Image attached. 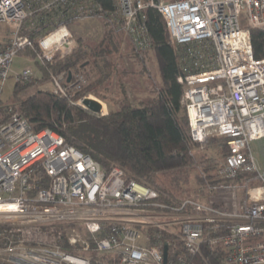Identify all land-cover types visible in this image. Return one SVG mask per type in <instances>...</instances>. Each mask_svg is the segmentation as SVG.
Wrapping results in <instances>:
<instances>
[{
  "label": "built area",
  "instance_id": "1",
  "mask_svg": "<svg viewBox=\"0 0 264 264\" xmlns=\"http://www.w3.org/2000/svg\"><path fill=\"white\" fill-rule=\"evenodd\" d=\"M149 9L162 16L177 52L190 137L200 149L210 136L224 138L228 153L217 174L239 178L206 190L242 187L239 208L195 195L176 201L118 166L106 171L9 108L0 123V264H166L164 243L167 256L179 244L174 264H187L200 253L206 223L218 232L210 243L227 251L223 264H264V146L263 165L251 149L264 139V58L254 56L249 36V28L264 29V0H0V99L9 76L36 75L30 67L11 69L23 51L52 65L76 49L74 22L101 16L135 52L148 51ZM49 75L63 96L86 83L66 71Z\"/></svg>",
  "mask_w": 264,
  "mask_h": 264
},
{
  "label": "trees",
  "instance_id": "2",
  "mask_svg": "<svg viewBox=\"0 0 264 264\" xmlns=\"http://www.w3.org/2000/svg\"><path fill=\"white\" fill-rule=\"evenodd\" d=\"M146 13L152 46L140 54L129 43V55L143 62L148 52L152 53L162 80L157 95L137 99L134 103L119 79L117 88L121 100L108 113L94 114L76 103L90 94L106 99V92L112 88L110 81L122 57L119 54V34L113 32L100 16L102 31L97 41L85 43L81 36H77L78 49L64 59L52 65L35 62L41 74L39 79L15 82L9 100L4 102L0 99V123L7 119L5 110L11 108L26 118L34 131L48 128L57 132L68 144L91 156L106 171L118 166L127 178L148 184L171 195L176 201L183 197L182 192L187 190L184 186L193 179L195 196L202 197L207 185L229 186L239 178L220 177L216 158L203 152L214 148L223 159L228 153L224 138L210 136L200 150L190 137L182 103V85L177 81L181 73L177 52L168 41L162 16L150 9ZM241 24L244 26L243 21ZM249 36L254 56L264 58V29L249 28ZM22 54L33 56L29 50ZM61 71L69 72L71 77L80 75L86 83L67 96L50 90L30 91L37 82L48 81L49 72ZM125 73H128L127 69L119 74L122 77ZM195 150L198 155H194ZM198 165H201L200 169ZM158 174H167L169 189L159 185ZM217 235L213 224H204L200 253L189 257L187 264H223L226 249L210 243ZM181 251L179 244L175 248L170 245L165 263L174 264V257Z\"/></svg>",
  "mask_w": 264,
  "mask_h": 264
},
{
  "label": "rangeland",
  "instance_id": "3",
  "mask_svg": "<svg viewBox=\"0 0 264 264\" xmlns=\"http://www.w3.org/2000/svg\"><path fill=\"white\" fill-rule=\"evenodd\" d=\"M101 19L95 18L92 20H83L74 22L69 24V28L77 40V36H81L85 43H93L97 41L101 36ZM120 42V51L121 59L118 61L117 65V72L112 76L111 85L112 88L106 92V99H102L90 94L87 95L88 97H93L95 100H98L104 106V114L108 113L109 110L115 109L117 103L121 100V96H119L118 92V81L121 79L123 82L125 92H127V96L130 98L131 101L136 103L138 99H147L157 95V90L161 87V74L159 68L157 66L156 60L153 57L152 53L148 52V56L142 62L139 58H132L129 55L130 46L129 40L122 34H119L117 37ZM79 42L77 40V47L78 49ZM75 49V50H76ZM25 67H30L34 71H36V75H34L31 80H37L41 77L40 71L37 69L36 64L33 60L27 59L23 54L18 55L12 63L11 69L14 71H21ZM127 69L128 73L119 74L121 70ZM50 76V75H49ZM14 78L9 76L3 86L2 91V99L4 102L9 100L12 95L13 88H14ZM35 89H42V90H50L53 91V86L51 84L50 79L44 82H37L35 85L30 87V91ZM135 98V99H134ZM77 103V102H76ZM78 104V103H77ZM81 105V104H79ZM264 146V139L260 141H253L251 143V149L255 156V158L259 161L260 164L263 165V155L261 153L262 147ZM201 150V149H200ZM207 156L212 158H216V160L221 161V157L218 153L215 152L214 148H208L207 150L203 151ZM198 155V151H194V155ZM198 169V168H197ZM158 183L162 187L169 189L168 186V176L167 174H158ZM187 190L182 192V196L185 195H195L196 192V185L193 179H190L189 183L184 186ZM245 197V190L242 187H235V188H227V187H220L216 188L213 191L206 190L205 194L202 195L201 201L207 203H216L221 206L223 209H227L229 211L237 210ZM70 227H65V233L70 234ZM75 231L81 235L82 237L87 236V234L78 226H75ZM73 252H77V248L74 247L71 249Z\"/></svg>",
  "mask_w": 264,
  "mask_h": 264
},
{
  "label": "water",
  "instance_id": "4",
  "mask_svg": "<svg viewBox=\"0 0 264 264\" xmlns=\"http://www.w3.org/2000/svg\"><path fill=\"white\" fill-rule=\"evenodd\" d=\"M69 79V78H68ZM82 105L89 111L94 114H100L102 110V105L98 100H95L91 97L85 96L81 99ZM167 257V244L164 243L163 246V258L166 259Z\"/></svg>",
  "mask_w": 264,
  "mask_h": 264
},
{
  "label": "bare ground",
  "instance_id": "5",
  "mask_svg": "<svg viewBox=\"0 0 264 264\" xmlns=\"http://www.w3.org/2000/svg\"><path fill=\"white\" fill-rule=\"evenodd\" d=\"M92 98V97H91ZM95 99V98H94ZM102 111H104V106H103V104H102Z\"/></svg>",
  "mask_w": 264,
  "mask_h": 264
},
{
  "label": "crops",
  "instance_id": "6",
  "mask_svg": "<svg viewBox=\"0 0 264 264\" xmlns=\"http://www.w3.org/2000/svg\"><path fill=\"white\" fill-rule=\"evenodd\" d=\"M93 98V97H92Z\"/></svg>",
  "mask_w": 264,
  "mask_h": 264
}]
</instances>
